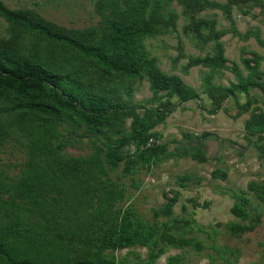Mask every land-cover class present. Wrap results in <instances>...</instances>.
Masks as SVG:
<instances>
[{
	"label": "trees",
	"instance_id": "obj_1",
	"mask_svg": "<svg viewBox=\"0 0 264 264\" xmlns=\"http://www.w3.org/2000/svg\"><path fill=\"white\" fill-rule=\"evenodd\" d=\"M175 1L180 13L171 7ZM249 4L264 5L263 0H98L99 22L72 29L34 10L10 9L0 0V18L10 32L0 37V153L15 141L26 156L19 173L0 171V264H126L110 252L129 244L146 248L147 261L155 264L164 253L160 245L191 243L172 236L171 220L160 227L129 209H116L126 192L108 173L123 166L128 175L140 162L150 169L172 155L156 129L176 111L175 98L181 110L200 98L180 75L163 71L146 44L176 32L181 15L189 21L186 33L212 53L189 55L179 42L173 62L188 59L181 67L186 76L192 68L207 70L201 93L214 105L212 115L238 92L246 96L245 103H237L238 113L251 110L245 130L257 136L254 145L264 156V107L253 108L259 101L250 96L252 89L264 96V56L243 48L241 64L229 67L222 42L228 32L201 16L221 9L232 20L234 8L247 15L243 7ZM232 26L235 35L244 41L255 38L264 48L260 31L242 34L234 21ZM222 70L235 73L237 82L216 84ZM144 80L152 93L148 102L158 106L135 102V86ZM82 138L89 140L91 153L69 155L68 147ZM181 155L200 163L208 160L202 151ZM226 174L218 169L213 177L226 180ZM249 189L264 200V182H253ZM235 199L231 213L248 219L249 199L242 192ZM167 200L155 211L156 219L173 215L178 193ZM228 229L238 235L252 232L255 225L231 224Z\"/></svg>",
	"mask_w": 264,
	"mask_h": 264
},
{
	"label": "rangeland",
	"instance_id": "obj_2",
	"mask_svg": "<svg viewBox=\"0 0 264 264\" xmlns=\"http://www.w3.org/2000/svg\"><path fill=\"white\" fill-rule=\"evenodd\" d=\"M1 1L10 9L34 10L46 20L72 29L88 28L100 20L96 11L98 0ZM171 7L179 13L182 10L176 1ZM243 10H247L251 15L245 16L236 8L232 13V20L239 33L260 31L264 40V5H250L243 7ZM253 15L256 18H253ZM201 16L207 20H215L218 30L228 32L222 42L229 67L233 62L241 64L243 48L264 55V48L255 38L244 41L233 33V21L227 19L223 10L211 9L203 12ZM188 22L181 15L176 32L171 30L150 38L146 44L151 54L159 59V67L169 74L180 75L188 85L199 91L200 98L184 104V110H181L183 106L175 98L176 111L156 129L161 134V142L168 145V151L172 155L150 169L140 162L128 175L123 173V166L109 171L110 181L126 192L125 199L118 202L115 208L129 209L144 221L152 225L158 224L160 227L171 220L172 236L191 240V243L184 247L160 245L164 253L155 264H264V200H260L255 192L249 189V184L253 182H264V156L254 145L257 136H249L245 130L251 110L238 113L237 103L243 104L247 101L246 96L238 92L237 98H229L224 102L222 109L212 115L210 111L214 105L201 93L207 70L202 67L192 68L186 76L181 72V67L187 64L188 59L173 62L178 56L179 42L183 43L186 54L205 56L212 53L210 46L204 50L200 49L196 38L186 33L185 26ZM9 36L8 23L0 18V37ZM240 67L246 74L247 71ZM262 70L264 71V63ZM214 82L229 86L237 82V75L230 70H222L215 76ZM135 88L134 100L137 104L158 106L157 103L148 102L152 93L147 80L137 83ZM250 96L259 101L253 108L264 107V96L259 90L252 89ZM185 150L190 153L202 151L207 154L208 160L206 163H200L190 156L181 155ZM67 153L72 156L90 154L89 140L82 138L75 147L69 146ZM25 157L17 142L7 143L0 153V171L11 175L19 173ZM218 169L227 173L226 180L213 177V172ZM241 192L250 201L249 217L246 220L231 213L236 201L235 196ZM176 193L178 201L174 205L173 215L170 218L161 215L156 219L155 211L165 207L168 203L167 197L171 198ZM231 224L255 225V229L236 235L228 229ZM195 243H200L202 248L198 249ZM110 253H114L120 262L124 261L126 264H149L148 250L136 244L126 245L124 249Z\"/></svg>",
	"mask_w": 264,
	"mask_h": 264
},
{
	"label": "crops",
	"instance_id": "obj_3",
	"mask_svg": "<svg viewBox=\"0 0 264 264\" xmlns=\"http://www.w3.org/2000/svg\"><path fill=\"white\" fill-rule=\"evenodd\" d=\"M261 14V13H260ZM245 15V14H244ZM249 15H251V14H247V15H245V16H249ZM253 18H256V16L255 15H253L252 16ZM261 54V53H260ZM261 55H263V54H261ZM264 56V55H263Z\"/></svg>",
	"mask_w": 264,
	"mask_h": 264
}]
</instances>
